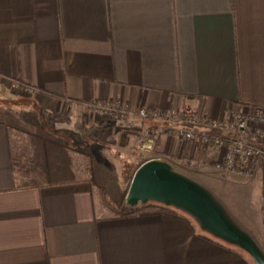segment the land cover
I'll return each instance as SVG.
<instances>
[{
	"label": "crops",
	"instance_id": "crops-1",
	"mask_svg": "<svg viewBox=\"0 0 264 264\" xmlns=\"http://www.w3.org/2000/svg\"><path fill=\"white\" fill-rule=\"evenodd\" d=\"M94 99L214 118L264 108V0H0V264H255L181 210L115 215L102 189L122 204L115 173L167 161L214 179L264 251V161L253 178L225 176L210 146L160 119H96ZM142 126L154 152L138 148Z\"/></svg>",
	"mask_w": 264,
	"mask_h": 264
},
{
	"label": "built area",
	"instance_id": "built-area-1",
	"mask_svg": "<svg viewBox=\"0 0 264 264\" xmlns=\"http://www.w3.org/2000/svg\"><path fill=\"white\" fill-rule=\"evenodd\" d=\"M17 93L32 94L35 89L20 81L12 82ZM90 116L112 117L127 123L134 115L141 119L166 121L168 136H178L182 141L193 145L210 146L219 153L215 167L226 175L253 178L264 161V149L253 142L264 140V108L233 111L227 118H214L191 104L178 110H155L145 107L133 109L123 99L100 101L91 100L83 104ZM156 129L145 126L139 129L138 148L153 151Z\"/></svg>",
	"mask_w": 264,
	"mask_h": 264
},
{
	"label": "water",
	"instance_id": "water-1",
	"mask_svg": "<svg viewBox=\"0 0 264 264\" xmlns=\"http://www.w3.org/2000/svg\"><path fill=\"white\" fill-rule=\"evenodd\" d=\"M149 202L185 212L210 235L246 251L255 264H264V251L258 242L234 222L214 194L167 161L150 159L134 172L126 204L136 207Z\"/></svg>",
	"mask_w": 264,
	"mask_h": 264
},
{
	"label": "trees",
	"instance_id": "trees-1",
	"mask_svg": "<svg viewBox=\"0 0 264 264\" xmlns=\"http://www.w3.org/2000/svg\"><path fill=\"white\" fill-rule=\"evenodd\" d=\"M256 146L264 149V140H256L253 142ZM142 164V163H141ZM140 164V165H141ZM139 165V166H140ZM138 166V167H139ZM103 199L102 203L105 205L110 211H112L115 215L118 216H129V215H151L158 213H169V214H179L180 210L162 205L156 202H149L146 204H141L136 207H130L126 204V200L122 202V204H115L111 197H109L107 191L102 189Z\"/></svg>",
	"mask_w": 264,
	"mask_h": 264
},
{
	"label": "rangeland",
	"instance_id": "rangeland-1",
	"mask_svg": "<svg viewBox=\"0 0 264 264\" xmlns=\"http://www.w3.org/2000/svg\"><path fill=\"white\" fill-rule=\"evenodd\" d=\"M13 91H15V90H13ZM15 92H18V91H15ZM19 94V93H18ZM92 117H94V118H96V119H102V118H107V119H114V118H112V117H96V116H92ZM154 152V151H153ZM153 155H156L155 153L153 154ZM194 167V166H193ZM196 168H198V167H196ZM133 171L134 170H132L131 172H129V173H124V174H121V173H115L114 174V176H113V187H115V185L117 186V185H124L126 188H127V192H128V189H129V186H130V183H131V180H132V175H134L133 174ZM209 176H211V174H209ZM225 176H230V175H225ZM193 179H195V177H192ZM200 178V177H199ZM211 178V177H210ZM196 180V179H195ZM214 180V179H213ZM213 180H211V179H206V181H198V182H200L201 184H203L206 188H208L212 193L214 192L213 191V187H212V181ZM221 186H223V185H221ZM107 191V190H106ZM126 192V193H127ZM108 193V192H107ZM108 195H109V197H111V195L108 193ZM111 199H112V197H111ZM113 200V199H112ZM113 202H115L114 200H113ZM115 204H118V203H115ZM191 217V216H190ZM192 219H194V218H192ZM194 221H195V223L200 227V225H199V223L194 219ZM206 232V231H205Z\"/></svg>",
	"mask_w": 264,
	"mask_h": 264
}]
</instances>
